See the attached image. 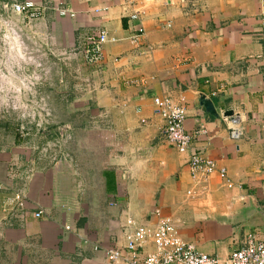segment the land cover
I'll return each instance as SVG.
<instances>
[{
	"label": "crops",
	"instance_id": "obj_1",
	"mask_svg": "<svg viewBox=\"0 0 264 264\" xmlns=\"http://www.w3.org/2000/svg\"><path fill=\"white\" fill-rule=\"evenodd\" d=\"M25 2L44 9L24 31L28 45L34 38L49 58L43 64L53 70L52 83L43 87L63 100V87L73 85L66 101L88 118L73 127L86 159L71 151L33 161L27 147L0 149V261L111 264L105 250L125 244L129 220L154 228L161 217L173 218L198 251L221 259L249 234L264 241V0H141L135 7L124 0H0V10L16 20L5 7ZM143 6L142 20H131ZM101 30L115 42L105 46L101 65L88 66L79 49ZM201 95L218 117L201 106ZM157 96L186 100L190 152L169 144ZM236 123L243 135L232 140ZM82 133L89 136L80 141ZM195 153L225 169L227 179L216 173L196 183L189 166ZM16 194L23 208L11 204Z\"/></svg>",
	"mask_w": 264,
	"mask_h": 264
},
{
	"label": "built area",
	"instance_id": "obj_2",
	"mask_svg": "<svg viewBox=\"0 0 264 264\" xmlns=\"http://www.w3.org/2000/svg\"><path fill=\"white\" fill-rule=\"evenodd\" d=\"M124 1L135 7L141 0ZM5 9L10 10L29 27H33L34 23L40 20L44 14V9L33 2L14 4L11 7H5ZM146 13L147 8L143 6L129 15V18L133 21H141ZM61 15L66 16L67 13L63 11ZM143 32L144 30L140 29V33ZM13 33L18 35L16 31H13ZM136 38H139V35ZM113 42H115V39H112L106 30H101L83 40L79 54L86 65L99 66L105 60V46ZM153 100L165 123V135L169 144L181 154L190 152L195 137L185 129L187 119L186 100L181 99L179 103H176L168 96H157ZM197 134L203 135L205 131L201 130ZM242 135L243 128L241 124L236 123L231 127L230 138L232 140H239ZM189 166L196 183L208 182L216 173L219 174L222 180L227 179L226 170L220 169L215 161L204 155L195 153ZM22 200V195L16 194L11 204L16 203L23 208ZM43 215L44 212L39 210L35 214V218L40 219ZM67 230H69V227H67ZM151 247L154 248L153 251H150ZM99 249L97 247V250ZM105 255L107 261L111 264H264V241L257 239L253 234H249L246 237L245 245L241 249L232 252L227 258L221 259L198 251L195 245L183 239L173 218L161 217L154 228L138 226L134 221L129 220L125 244L121 247L106 249Z\"/></svg>",
	"mask_w": 264,
	"mask_h": 264
},
{
	"label": "rangeland",
	"instance_id": "obj_3",
	"mask_svg": "<svg viewBox=\"0 0 264 264\" xmlns=\"http://www.w3.org/2000/svg\"><path fill=\"white\" fill-rule=\"evenodd\" d=\"M10 18L0 10V149L27 147L35 153L33 161L39 157L54 160L71 151L86 159L84 145L75 144L73 127L85 126L88 118L85 112H75L72 101H66L67 94L74 91L73 85L63 87L64 101L53 98V89L43 87L52 83L53 70L43 64L49 58L39 53L34 38L29 40L34 48H29L24 34L26 23ZM80 85L81 81L77 89ZM79 136L81 141L89 135Z\"/></svg>",
	"mask_w": 264,
	"mask_h": 264
},
{
	"label": "water",
	"instance_id": "obj_4",
	"mask_svg": "<svg viewBox=\"0 0 264 264\" xmlns=\"http://www.w3.org/2000/svg\"><path fill=\"white\" fill-rule=\"evenodd\" d=\"M200 104L202 107H204V109L206 110V112L208 114H210L211 116H214V117H218V113H217V110L213 104V101L209 98H207L205 95H201L200 97ZM226 117H228L231 121H236L237 120V117H235V114L233 111H228L226 114H225Z\"/></svg>",
	"mask_w": 264,
	"mask_h": 264
}]
</instances>
